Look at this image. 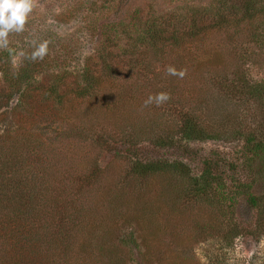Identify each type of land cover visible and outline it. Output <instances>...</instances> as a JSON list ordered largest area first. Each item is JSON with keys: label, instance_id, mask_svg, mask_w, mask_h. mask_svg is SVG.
Listing matches in <instances>:
<instances>
[{"label": "rangeland", "instance_id": "374dc122", "mask_svg": "<svg viewBox=\"0 0 264 264\" xmlns=\"http://www.w3.org/2000/svg\"><path fill=\"white\" fill-rule=\"evenodd\" d=\"M218 2L219 0H37L26 30L9 36V45L17 50V64L25 59L29 60L27 53L33 51V41L36 44L48 41V55L42 61H37L46 67L38 75V80L48 87L55 86L60 95L54 93L52 99L55 102L37 97L32 104L22 107L16 106L20 102L16 96L10 108H0V133L13 138L19 135L28 137V141L35 147L34 151L38 149L35 152L37 155L43 156L52 165L59 161L53 171L66 182L76 181L78 177H72L73 173L80 175L97 163L103 182L93 190V198L106 200V196L108 199L117 191L124 190L127 192L124 203L127 202L125 207L122 202L118 210L122 207L126 209L129 204L132 211V206L141 208L145 202H153L154 217L142 224V228L153 232L148 237V244L151 246L149 252L155 253L157 258L153 264H255L258 258L255 250L258 249L264 232L259 231L256 210L251 207L247 194L240 193L239 184L252 179L257 162L249 166L251 153L245 140L231 139L227 137L228 134L219 139L195 141L177 136L173 145L166 147L154 143L152 138L161 132L160 117L172 110L166 104L160 107L155 104L142 107L147 97L155 94L147 84V79L153 77L150 72L144 71L137 78L130 79L135 84L126 88L117 81H108L100 86L98 94L90 96H80L71 90L76 89L78 81L83 82L84 68L100 62L97 54L100 55L101 51L105 54L110 50L115 53L130 50L131 45L138 40V32L135 31L137 25L134 24L137 19L191 13L196 6ZM210 38L205 43L192 46V50L197 47L202 49V54L196 61L201 60L200 56L203 59L202 55L207 53L209 56V51H215L214 46L209 47L211 40L216 42L221 34H213ZM254 49L260 51L255 45L252 50ZM262 52L264 54V47ZM20 53L24 55L21 56ZM186 58L188 63L184 64L187 75L182 80L178 79L182 98L199 100L206 92V84L198 76L199 70L190 66L192 58ZM153 64L155 70L158 69L157 62ZM213 65L217 67L216 63L212 67ZM243 68L250 81H264V56L256 62H248ZM59 70L60 80L57 77ZM120 80L125 82L124 77H120ZM140 84L147 87L145 92L138 90ZM231 102L233 105L222 101L220 104L210 103L203 105L201 110L206 113L219 108L222 115L227 114L228 108L235 105L234 100ZM188 106L190 104L187 102L185 107ZM238 114L240 121L251 127L255 106L251 103L243 104ZM211 117L208 118L209 122L219 118L217 112L211 113ZM224 118L223 121L226 116ZM223 121L219 128L226 132L229 122ZM130 122L143 127L144 134L151 139L130 144L127 139ZM36 154L33 158H38ZM136 159L181 161L188 165L193 176L200 175L210 162L214 174L223 177L225 185L215 186L208 193L209 196L196 198L194 194L185 192V188L190 186L189 179L183 180L177 174L166 173L149 177L145 181L147 186L141 183L139 189L135 187L134 181L131 182L132 178H127L131 163ZM258 176L259 181L252 190L260 194L264 192V172ZM75 184L72 185L77 187L78 184ZM97 214L101 220L99 224L107 223V226L97 227L100 233L115 230L114 233L126 238V234L135 228V225L122 226L121 220L116 222L112 217L109 219L107 201ZM120 236L111 237L113 244L110 243L111 247L105 250L113 248V254L118 260L125 259V264H146L142 258L147 246L140 244L137 247L131 241L123 242ZM137 239L140 240L139 237ZM93 243L89 254L99 257V244L96 240ZM86 253L83 255L87 256ZM109 253L111 250L107 251Z\"/></svg>", "mask_w": 264, "mask_h": 264}, {"label": "trees", "instance_id": "16d2710c", "mask_svg": "<svg viewBox=\"0 0 264 264\" xmlns=\"http://www.w3.org/2000/svg\"><path fill=\"white\" fill-rule=\"evenodd\" d=\"M192 10L175 16L137 19L134 24L137 25L138 40L130 50L119 53L110 50L105 54L101 51L100 55L97 54L100 62L84 68L83 82L78 81L76 89L71 91L80 96L98 94L100 86L108 81H117L126 88L135 84L130 79L137 78L144 71L150 72L153 77L147 79V84L154 93L167 91L172 97L165 103L172 112L163 113L159 124L161 132L152 138L158 146L173 145L177 136L189 141L219 139L227 134L231 139L243 138L251 153L249 166L255 162L257 165L252 179L239 184V191L247 194L251 207L257 213L258 229L264 232V192L259 194L252 190L259 181L258 175L264 172V81H250L243 68L248 62H256L264 56V0H219L216 4L196 6ZM213 34H221L216 42L211 40L209 47L214 46L215 51H209V56L207 53L196 61L202 49L192 50V46L205 43ZM253 45L260 51L252 50ZM9 48L11 53L0 49V108H10L16 96L20 99L17 107L32 104L37 97L55 102L52 99L54 93L60 95L56 87H48L38 80L45 65L25 59L14 69L12 57L17 50L12 45ZM30 54L28 52L27 56ZM187 56L192 58L190 66L199 70L198 76L206 84V92L199 100L182 98L178 78L166 74L169 65L185 68ZM155 61L158 65L156 70ZM214 63L217 67H212ZM57 77L60 80V70ZM120 77H124L125 82H121ZM138 90L145 92L147 87L140 84ZM233 100L235 105L228 108L227 114L222 115L219 108L202 113L203 105L220 104L221 101L233 105ZM187 102L190 107H185ZM250 103L255 106L251 127L244 125L238 114L241 105ZM215 112L219 118L209 122L208 118ZM225 116V121L229 122L226 132L219 128ZM128 125L130 144L151 139L140 125L133 122ZM28 140V137L19 135L13 138L0 133V264H125V259L118 260L113 254V248L109 254L107 251L110 250H105L113 244L110 238H117L120 234L114 233L115 230L103 233L97 230L99 226H107V223L99 224L101 220L97 217V211L103 209L106 201L111 215L107 216L109 219L121 220L122 226L135 225L127 237L120 236V240L131 241L136 246L145 244L147 247L142 260L146 264L157 260L155 253L149 252L148 237L153 232L142 228L147 219L154 217L153 202H145L141 208L132 206V211L127 204L125 209L127 192L124 190L117 191L108 199L106 196V200H96L93 190L103 182L97 163L80 175L73 173L72 177H78L76 181L66 182L53 171L59 161L50 164L35 153L38 149L34 151L35 147ZM34 154L38 158H33ZM166 173L189 179L190 186L185 188V192L194 194L196 198L209 196L215 186L225 185L223 177L214 174L210 162L200 175L193 176L188 165L181 161L136 159L131 163L127 178H132L131 182L134 181L135 187L140 189V184L147 182L149 177ZM75 183L77 187L73 186ZM135 193L140 197L138 192ZM122 202L124 205L118 210ZM173 204L178 207L177 203ZM154 228L158 229L156 225ZM95 240L101 250L99 257L89 254Z\"/></svg>", "mask_w": 264, "mask_h": 264}, {"label": "clouds", "instance_id": "9594fccd", "mask_svg": "<svg viewBox=\"0 0 264 264\" xmlns=\"http://www.w3.org/2000/svg\"><path fill=\"white\" fill-rule=\"evenodd\" d=\"M36 3L37 0H0V49L8 50L11 53L9 36L12 33L19 34L26 30L30 14L36 7ZM33 47L34 50L27 57L30 61H42L48 55V41H43L38 44L33 41ZM20 55L23 56L24 53H20ZM12 66L14 69L17 67L15 56L12 57ZM166 74L182 80L187 75V69H177L174 65H169L166 69ZM171 98V93L167 91L150 94L143 102L142 107H148L152 104L160 107L171 100ZM255 254L258 256L255 264H264V237H261L259 247L255 250Z\"/></svg>", "mask_w": 264, "mask_h": 264}]
</instances>
